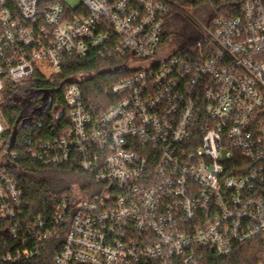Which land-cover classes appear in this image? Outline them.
Returning <instances> with one entry per match:
<instances>
[{
	"label": "built area",
	"instance_id": "obj_1",
	"mask_svg": "<svg viewBox=\"0 0 264 264\" xmlns=\"http://www.w3.org/2000/svg\"><path fill=\"white\" fill-rule=\"evenodd\" d=\"M207 2L192 45L169 49L184 0H0V98L6 80H56L92 48L128 72L104 111L84 75L65 87L62 133L28 154L96 185L34 217L0 113V264H201V249L247 243L242 264H264V0Z\"/></svg>",
	"mask_w": 264,
	"mask_h": 264
},
{
	"label": "trees",
	"instance_id": "obj_2",
	"mask_svg": "<svg viewBox=\"0 0 264 264\" xmlns=\"http://www.w3.org/2000/svg\"><path fill=\"white\" fill-rule=\"evenodd\" d=\"M187 8L195 14H206L207 0H184ZM211 15V14H209ZM203 18L206 20V16ZM198 31L187 32L181 25L176 32V42L182 49H188ZM169 33L164 35L166 40ZM120 61L104 60L98 51L90 49L88 55L82 59L70 58L63 67L62 77L49 80L35 72L18 82L6 80V87L0 98V113L4 123L5 144L11 151L18 153L10 163L9 171L14 176L23 191L26 212L32 217L50 210L58 198L69 197L75 185L78 188H93L96 185L91 173L82 171L71 162L61 167H49L34 161L28 154V148L40 139H52L62 133L64 118L54 123L51 118L39 120L30 128H19L18 117L20 111L15 104V98L22 91L41 87L59 88V103L66 111L67 106L63 98L65 87L79 75H84L83 88L89 103L101 111L109 108L115 97L111 92L112 85L128 74L127 70H120ZM253 243H247L237 248L235 253L226 258H220L212 248L201 249V264H242L247 260L255 259Z\"/></svg>",
	"mask_w": 264,
	"mask_h": 264
},
{
	"label": "flooded vegetation",
	"instance_id": "obj_3",
	"mask_svg": "<svg viewBox=\"0 0 264 264\" xmlns=\"http://www.w3.org/2000/svg\"><path fill=\"white\" fill-rule=\"evenodd\" d=\"M59 88L39 87L37 89L20 92L15 98V104L20 111L19 128H30L39 120L51 118L54 123L64 117V111L59 103ZM18 117V118H19ZM24 118H30V126H22Z\"/></svg>",
	"mask_w": 264,
	"mask_h": 264
},
{
	"label": "rangeland",
	"instance_id": "obj_4",
	"mask_svg": "<svg viewBox=\"0 0 264 264\" xmlns=\"http://www.w3.org/2000/svg\"><path fill=\"white\" fill-rule=\"evenodd\" d=\"M67 2L70 3L71 6L75 7L76 5L80 4L83 0H66ZM188 10L183 12V13H178L175 15L171 21V23L168 26V33L170 34L169 36V41L165 44V47L168 46L169 49L174 48V44H176V32L178 31L179 27L181 25L185 26L187 29V32H197L202 29V24H206L208 19H209V14H212L211 11V6H206V14L205 12L200 14L192 11L191 8H187ZM206 16L203 18V16ZM222 155H225L223 152H221ZM78 186L75 185L72 189V193H78L77 190Z\"/></svg>",
	"mask_w": 264,
	"mask_h": 264
},
{
	"label": "water",
	"instance_id": "obj_5",
	"mask_svg": "<svg viewBox=\"0 0 264 264\" xmlns=\"http://www.w3.org/2000/svg\"><path fill=\"white\" fill-rule=\"evenodd\" d=\"M20 119V117L18 118V120ZM30 122H31V119L30 118H24L21 122V125L22 126H30Z\"/></svg>",
	"mask_w": 264,
	"mask_h": 264
}]
</instances>
